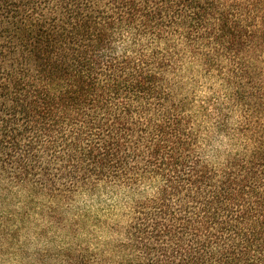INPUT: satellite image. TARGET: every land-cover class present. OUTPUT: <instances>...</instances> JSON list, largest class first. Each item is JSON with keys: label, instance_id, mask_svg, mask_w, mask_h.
<instances>
[{"label": "trees", "instance_id": "16d2710c", "mask_svg": "<svg viewBox=\"0 0 264 264\" xmlns=\"http://www.w3.org/2000/svg\"><path fill=\"white\" fill-rule=\"evenodd\" d=\"M1 175L122 190L118 264H264V0H0Z\"/></svg>", "mask_w": 264, "mask_h": 264}, {"label": "rangeland", "instance_id": "374dc122", "mask_svg": "<svg viewBox=\"0 0 264 264\" xmlns=\"http://www.w3.org/2000/svg\"><path fill=\"white\" fill-rule=\"evenodd\" d=\"M200 72L188 66L182 79L195 105L211 100L228 107L221 82ZM5 178L0 176V264H118L130 205L122 190Z\"/></svg>", "mask_w": 264, "mask_h": 264}]
</instances>
